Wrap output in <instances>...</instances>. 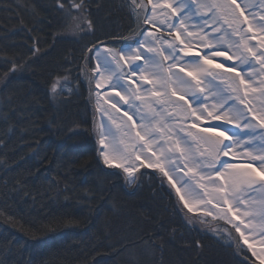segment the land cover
<instances>
[{
  "label": "trees",
  "instance_id": "obj_1",
  "mask_svg": "<svg viewBox=\"0 0 264 264\" xmlns=\"http://www.w3.org/2000/svg\"><path fill=\"white\" fill-rule=\"evenodd\" d=\"M85 3L70 31L57 0H0V264H259L188 224L159 174L128 186L102 164L90 74L76 65L82 50L130 37L135 24L126 0Z\"/></svg>",
  "mask_w": 264,
  "mask_h": 264
},
{
  "label": "snow or ice",
  "instance_id": "obj_2",
  "mask_svg": "<svg viewBox=\"0 0 264 264\" xmlns=\"http://www.w3.org/2000/svg\"><path fill=\"white\" fill-rule=\"evenodd\" d=\"M125 7L133 34L91 44L76 65L77 75L95 81L98 157L129 184L147 170L159 174L188 224L223 222L228 235L239 234L229 246L248 245L256 255L249 241L259 236L264 245V200L254 211L245 194L264 190V0H126ZM57 10L87 9L85 0L68 7L57 0Z\"/></svg>",
  "mask_w": 264,
  "mask_h": 264
},
{
  "label": "bare ground",
  "instance_id": "obj_3",
  "mask_svg": "<svg viewBox=\"0 0 264 264\" xmlns=\"http://www.w3.org/2000/svg\"><path fill=\"white\" fill-rule=\"evenodd\" d=\"M94 84H95V81H93V91H94V100H95ZM96 119H97V128H98V125L100 123V119H99V116L98 115L96 116ZM117 138H119V134L118 133H117ZM101 162H102V160H101ZM105 167H107V166H105ZM127 184L130 185L129 183H127ZM245 195L247 197L246 203H249V204L252 205V210L259 211L260 210V206H261V201L264 200V190L258 189L255 192L246 193ZM233 231L235 232L234 229H233ZM235 234L237 235V237H239V234L238 233L235 232ZM260 239L261 238L259 236H257L255 240H250L249 241V243L252 244V249L255 250L256 255H253L252 254V250L248 248V245H244V249H246L248 251V253L250 254L251 258L254 259L259 264H261V261H260V259L258 257L264 256V245H262L259 242ZM239 242L240 243H243L242 241H239Z\"/></svg>",
  "mask_w": 264,
  "mask_h": 264
},
{
  "label": "rangeland",
  "instance_id": "obj_4",
  "mask_svg": "<svg viewBox=\"0 0 264 264\" xmlns=\"http://www.w3.org/2000/svg\"><path fill=\"white\" fill-rule=\"evenodd\" d=\"M138 2H139V0H138ZM72 4V3H71ZM66 15V14H65ZM67 17H66V20L68 21V23H69V25L67 26V29H69L70 31H74V30H76V28H74V26H75V23L77 22V16H78V14L77 13H74V12H72V14L71 15H66ZM90 79H91V74H90ZM91 83H92V98H93V105H94V107L96 106L95 105V100H94V91H93V81L91 80ZM96 121H97V119H96ZM103 164V163H102ZM121 171V170H120ZM123 173V172H122ZM124 175V174H123ZM125 177V176H124ZM128 185V184H127ZM210 220H211V218H210ZM197 223H199V222H197ZM199 225H202V224H200L199 223ZM204 227H206V226H204ZM206 228H208V227H206ZM211 231H213V233L215 234V235H217V236H219V237H222L223 239H225L227 242H230L232 239L230 238V235H228L227 234V232H226V228H225V226H224V224H223V222H220L219 224H217V225H215L214 224V226H212L211 228H209ZM214 229H216V230H218V231H216V230H214ZM219 232H225V235L224 236H220L219 235ZM248 252V251H247ZM250 255V254H249ZM254 260V259H253Z\"/></svg>",
  "mask_w": 264,
  "mask_h": 264
}]
</instances>
